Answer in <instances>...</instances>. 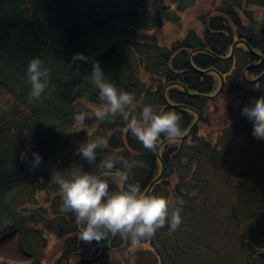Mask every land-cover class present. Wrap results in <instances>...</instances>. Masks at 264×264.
<instances>
[{"label": "trees", "instance_id": "obj_1", "mask_svg": "<svg viewBox=\"0 0 264 264\" xmlns=\"http://www.w3.org/2000/svg\"><path fill=\"white\" fill-rule=\"evenodd\" d=\"M197 2L0 0V244L12 243L26 264H46L52 233L62 256L51 264H115L107 253H123L132 264H264V140L241 119L264 101V80L249 85L243 78L244 71L248 79L264 73V17L257 11L264 13V0H218L214 12L199 18L203 30L160 44L153 31L172 24L182 29V15ZM239 40L247 45L239 43L230 57ZM77 52L89 60L73 62ZM34 57L50 69L40 101L30 100L26 75ZM93 61L133 94L137 112L147 103L174 110L182 137L196 124L194 130L177 141L162 136L152 151L126 131L120 116L97 117L99 91L83 79ZM78 111L91 114L83 128L73 120ZM230 120L224 131L214 129L218 135L203 131ZM97 136L108 141L104 155L138 162L129 182L145 194L165 165L149 194L181 207L175 231L166 224L139 243L111 234L98 242L81 238L84 225L77 227L75 214L64 208L53 178L70 166L92 170L75 149ZM32 151L43 156L35 170ZM25 191L34 208L24 213Z\"/></svg>", "mask_w": 264, "mask_h": 264}, {"label": "clouds", "instance_id": "obj_2", "mask_svg": "<svg viewBox=\"0 0 264 264\" xmlns=\"http://www.w3.org/2000/svg\"><path fill=\"white\" fill-rule=\"evenodd\" d=\"M72 60L88 61L89 56L77 52ZM26 75L30 100L40 101L49 88L50 69L44 60L34 57L28 62ZM83 79L99 91L103 106L95 115L101 119L120 116L126 122V131L145 149L155 151L162 136L172 141L182 137L178 112L158 111L150 103L137 112L133 94L108 79L99 61L92 62L91 71ZM90 115L78 111L73 114V120L83 128ZM241 119L250 126L257 140H264V101L242 112ZM107 147L108 141L103 136L78 143L75 154L92 166V170L83 164L70 166L66 173L53 178L62 193L64 208L73 212L77 221L84 225L81 238L98 242L111 234L127 236L133 243H139L166 224L170 231H175L182 223L181 207H177L171 197L145 194L138 182H129V175L138 162L116 154L104 155ZM31 156V170H35L43 163V156L36 151H32ZM26 157L27 153L22 152L21 158ZM113 185L119 187L114 190Z\"/></svg>", "mask_w": 264, "mask_h": 264}, {"label": "rangeland", "instance_id": "obj_3", "mask_svg": "<svg viewBox=\"0 0 264 264\" xmlns=\"http://www.w3.org/2000/svg\"><path fill=\"white\" fill-rule=\"evenodd\" d=\"M217 3H218V0H198V2L191 9H189V11L187 13H184L182 15L183 16V18H182V22H183L182 29H178L172 24V25H167L162 29L154 30L153 33L156 34L160 44L172 45L173 42L177 41L178 39H181L190 30H196L198 32L200 30H203L205 27V24H203L199 20V18H201L204 15H207L211 12H214V9H215V6L217 5ZM257 11L259 12L260 17H262V16L264 17V13L262 12V9H258ZM246 84H248V83H246ZM229 101H230V98L229 99L227 98L225 103L228 104ZM218 104H219V102H218ZM212 107H214V109L217 108L216 105H212ZM246 110H251V107H248ZM193 126L195 127V125H193ZM230 126H231V120L226 121V122L220 121L219 126H217L218 128L217 127H210L209 130L203 128V131H205L206 133H209V132H213L214 129H220V128L224 131L225 128H229ZM214 134L218 135V133L216 131H214ZM220 136H223V135L220 134ZM220 136H219V138H220ZM163 166L165 168V165H163ZM160 176L161 175H159L158 177H160ZM164 176H165V174H164ZM164 176L160 180H162L164 178ZM22 199H24L23 201L25 202V203H23L22 206H20L22 208V212H24L25 210H30V209L32 210L34 208V205H33L34 203H31V202L28 203L27 202L29 199L27 191H25L24 195L22 196ZM27 212H30V211H27ZM50 235L48 238V240L50 241L49 242L50 247L46 251V254H47L46 264H51L54 261H58V259L62 256L60 253L61 243L57 239L56 234L52 233V235L51 236ZM140 247L146 248L147 246L140 245ZM104 254H105V252L102 251L99 255H101V257H103ZM106 258H109L115 264H132V262H133V261L132 262L130 261V257L126 258V256H124L123 253H118V254L115 253L112 255L107 253ZM1 263L26 264L27 261H25L22 256L18 255L15 252V248L12 245V243H10L9 245L4 243V244H0V264Z\"/></svg>", "mask_w": 264, "mask_h": 264}, {"label": "water", "instance_id": "obj_4", "mask_svg": "<svg viewBox=\"0 0 264 264\" xmlns=\"http://www.w3.org/2000/svg\"><path fill=\"white\" fill-rule=\"evenodd\" d=\"M239 43H243V44H246L244 41H238L237 43H235L234 44V46H233V49H232V55L230 56V57H233L234 56V54H235V49L237 48V46H238V44ZM247 45V44H246ZM249 47V46H248ZM250 48V47H249ZM250 51H252V49L250 48ZM253 53H255L254 51H252ZM243 78H244V80H245V82L246 83H248V84H258V83H260L261 82V80H263L264 79V73L261 75V77H259V78H257V79H248L247 78V76H246V72L244 71L243 72ZM222 87H221V89H220V91L219 92H221L222 90H223V88H224V78L222 77ZM195 126H196V124H195ZM194 127V126H193ZM192 127V128H193ZM192 128H190L191 130H190V132L188 133V135L192 132ZM187 135V136H188ZM187 136H185V137H182L183 139L184 138H186ZM164 176V166H163V169H162V172H161V176L160 177H158L154 182H152L151 184H150V187L148 188V190H147V192H146V194H149V192L152 190V188L155 186V183H157L162 177ZM77 220V219H76ZM78 221H77V227H78ZM79 229V228H78ZM79 231H80V229H79ZM102 252V251H101ZM99 258H101V255H99L95 260H91L90 262H96V260L97 259H99Z\"/></svg>", "mask_w": 264, "mask_h": 264}, {"label": "flooded vegetation", "instance_id": "obj_5", "mask_svg": "<svg viewBox=\"0 0 264 264\" xmlns=\"http://www.w3.org/2000/svg\"><path fill=\"white\" fill-rule=\"evenodd\" d=\"M253 53V52H252ZM255 54V53H254ZM257 56V55H256Z\"/></svg>", "mask_w": 264, "mask_h": 264}]
</instances>
